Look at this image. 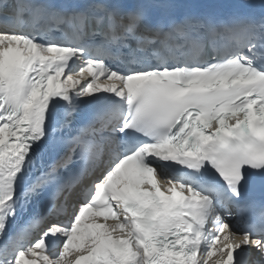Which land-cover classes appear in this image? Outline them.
I'll return each mask as SVG.
<instances>
[{
    "label": "snow or ice",
    "instance_id": "1",
    "mask_svg": "<svg viewBox=\"0 0 264 264\" xmlns=\"http://www.w3.org/2000/svg\"><path fill=\"white\" fill-rule=\"evenodd\" d=\"M255 7L0 0V264H264Z\"/></svg>",
    "mask_w": 264,
    "mask_h": 264
}]
</instances>
